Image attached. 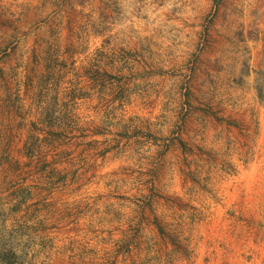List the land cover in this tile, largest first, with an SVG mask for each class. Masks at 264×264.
I'll use <instances>...</instances> for the list:
<instances>
[{
    "label": "rangeland",
    "instance_id": "rangeland-1",
    "mask_svg": "<svg viewBox=\"0 0 264 264\" xmlns=\"http://www.w3.org/2000/svg\"><path fill=\"white\" fill-rule=\"evenodd\" d=\"M0 264H264V0H0Z\"/></svg>",
    "mask_w": 264,
    "mask_h": 264
}]
</instances>
